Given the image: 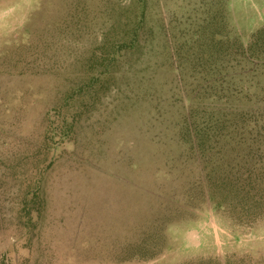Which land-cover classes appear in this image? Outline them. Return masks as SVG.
Masks as SVG:
<instances>
[{
  "label": "rangeland",
  "instance_id": "rangeland-1",
  "mask_svg": "<svg viewBox=\"0 0 264 264\" xmlns=\"http://www.w3.org/2000/svg\"><path fill=\"white\" fill-rule=\"evenodd\" d=\"M143 3L145 55L73 94ZM262 27L264 0H0V264H264V209H214L180 129L218 33Z\"/></svg>",
  "mask_w": 264,
  "mask_h": 264
},
{
  "label": "trees",
  "instance_id": "trees-1",
  "mask_svg": "<svg viewBox=\"0 0 264 264\" xmlns=\"http://www.w3.org/2000/svg\"><path fill=\"white\" fill-rule=\"evenodd\" d=\"M144 4L131 10L119 39L115 29L94 50L92 58L97 63L73 94L98 97V85L107 84L110 89L122 61L130 66L136 54H140L137 59L145 55L149 33L145 32ZM213 43L216 60L210 68L203 65L210 77L200 87L202 102L195 101L198 97L191 99L180 129L204 168L214 209L238 206L240 218L252 220L250 212L264 209V27L248 44L237 37L230 39L223 31Z\"/></svg>",
  "mask_w": 264,
  "mask_h": 264
}]
</instances>
